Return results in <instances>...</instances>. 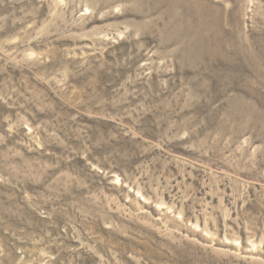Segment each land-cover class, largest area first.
<instances>
[{"label": "rangeland", "instance_id": "rangeland-1", "mask_svg": "<svg viewBox=\"0 0 264 264\" xmlns=\"http://www.w3.org/2000/svg\"><path fill=\"white\" fill-rule=\"evenodd\" d=\"M0 264H264V0H0Z\"/></svg>", "mask_w": 264, "mask_h": 264}]
</instances>
